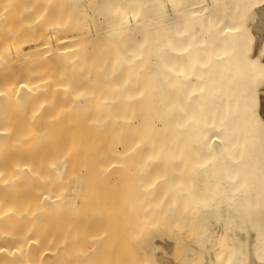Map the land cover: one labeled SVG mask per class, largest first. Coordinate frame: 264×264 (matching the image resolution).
I'll return each instance as SVG.
<instances>
[{
    "label": "bare ground",
    "instance_id": "6f19581e",
    "mask_svg": "<svg viewBox=\"0 0 264 264\" xmlns=\"http://www.w3.org/2000/svg\"><path fill=\"white\" fill-rule=\"evenodd\" d=\"M263 93L264 0H0V262L76 264L82 210L157 191L185 156L164 185L188 192L181 233L147 201L133 221L149 253L264 264Z\"/></svg>",
    "mask_w": 264,
    "mask_h": 264
},
{
    "label": "rangeland",
    "instance_id": "374dc122",
    "mask_svg": "<svg viewBox=\"0 0 264 264\" xmlns=\"http://www.w3.org/2000/svg\"><path fill=\"white\" fill-rule=\"evenodd\" d=\"M77 5L81 4L77 3ZM86 8L87 7H84L85 10ZM96 14L97 17L100 16L98 13ZM261 111L264 114V93L261 95ZM186 159L187 158L183 156L180 158L170 157L166 158L163 162L160 161V164L162 163V165H160L159 170L162 171V174L159 175V177L162 179L157 178L159 180L158 190L150 192L147 196H138V192H134L133 199L131 201H122V203L120 201L117 206L109 203L107 205L95 207L96 209L87 210L88 213L86 210L84 212L82 210L81 215L83 213L84 217L87 215V219H85L88 220V224L86 223V220H84L85 222H82L86 227V236L83 238L73 237L68 241L67 250L73 253V261L76 264H160L163 257L157 254H150L149 250H152L153 248L160 251L162 249V245L159 244L153 246L150 244L147 247L144 244L145 240L142 242L141 236L134 232L135 226L133 225V221L137 215L144 214L147 208L144 202L147 201L150 205L149 210L151 213L154 208L155 215L152 216V221L155 223H158L160 220L158 215L159 210H163L164 212L168 209L173 210V214L166 217L167 219L165 218V222H163L166 225V235H164V237H171L174 234L177 235V233H181L177 229L180 227L179 225L182 224L179 223L176 218H178V216L186 210H189L191 207L185 202V197H187L188 192L183 193L185 194V197L183 194H181L182 197L177 195L179 197L178 198L175 196V191L172 187H165L164 185L168 182L176 181L184 175L178 167H183ZM165 189L168 190L166 191ZM73 218L78 219L80 216L78 217L76 215L73 216ZM76 219H73V221ZM79 220L83 221L82 217ZM76 221L78 222V220ZM77 222L75 223L77 224ZM75 223H72V225H75ZM59 226L60 225L57 226L59 229H56L59 231L54 232V234H61L59 237L64 239L66 237L64 233L67 234L66 229L68 225H64V223L61 224V226L66 228L63 230ZM81 226L83 227L82 224ZM45 227L48 228V226ZM54 227L55 226L53 225V229ZM73 227L75 228V226ZM76 227H80V225ZM193 238L194 237L191 235H184L180 236V239L173 240L172 243H170L172 248L168 258L173 260L175 258L176 260L177 258L179 259L183 256L188 249V245L190 247L191 240ZM140 239L141 242H138ZM165 239L167 241L169 240V238ZM8 243L9 245H14L16 242ZM36 251L39 250L37 249ZM148 254H150V256ZM159 256L162 258L160 259ZM190 261L188 264H198L196 258H193ZM1 264H3V262Z\"/></svg>",
    "mask_w": 264,
    "mask_h": 264
}]
</instances>
